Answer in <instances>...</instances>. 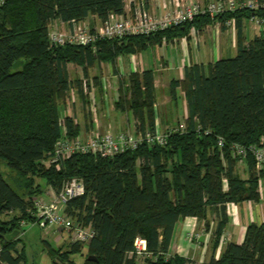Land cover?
<instances>
[{
  "label": "trees",
  "instance_id": "1",
  "mask_svg": "<svg viewBox=\"0 0 264 264\" xmlns=\"http://www.w3.org/2000/svg\"><path fill=\"white\" fill-rule=\"evenodd\" d=\"M123 13L124 0H0V159L22 178L14 181L16 187L0 172V263L24 264L17 248L20 237L7 241L1 235L22 231V221H33V198L41 195L35 181L39 176L54 191L68 179H80L85 192L68 201L65 211L94 230L87 245L69 241L53 248L44 240L51 264H136L137 236L147 243L144 264H264V223L249 224L241 243H228L218 258L208 262L167 256L180 219H204L210 207L219 206L216 248L227 221L225 204L260 199L264 166L257 171L248 154L244 161L248 177L243 179L237 172L239 157H233L228 147L239 143L264 148V31L245 44L241 30L243 18L264 19V8L237 7L214 18L197 15L154 34L102 39L95 49L50 44L55 20L71 23L95 15L104 21L109 14ZM229 19L238 29L236 55L206 68L187 66L184 78L171 82L172 98L177 87L184 94L187 116L185 129L169 133L165 145L143 143L113 157L75 153L59 168L45 164L63 127L70 138L80 135L74 119H61L59 112L72 88L82 97L86 93L84 80L69 78V63L81 66L87 77L97 62L115 65L119 55L139 52L163 38L186 36L192 27ZM16 61L22 62L14 68ZM119 84L115 107L132 112L138 131L153 130V71L131 73ZM219 137L225 142L222 149L217 146ZM11 213L6 223L1 217ZM78 253L82 262L71 259ZM90 255L96 260H88Z\"/></svg>",
  "mask_w": 264,
  "mask_h": 264
},
{
  "label": "crops",
  "instance_id": "2",
  "mask_svg": "<svg viewBox=\"0 0 264 264\" xmlns=\"http://www.w3.org/2000/svg\"><path fill=\"white\" fill-rule=\"evenodd\" d=\"M212 1L219 0H124V14H133L143 7L152 16L158 17L183 4L197 2L205 5ZM235 1L238 3V0ZM83 21L91 28L101 23L95 15H88ZM69 26V22L59 20L52 23L53 28L57 27L55 29H69ZM241 30L246 44L255 36L262 35L264 28L257 27L251 18H243ZM237 33L234 19H229L224 24L213 21L200 29L192 27L186 36L172 40L163 38L160 43L150 45L139 52L119 55L115 65L110 62H97L88 69L87 77L84 76L81 66L69 63V78L85 80L88 89L85 97L80 96L75 88L71 89L69 97L59 105L61 119L67 116L73 118L80 128L81 135L96 131H138L137 120L132 112L115 107L119 96V83L123 79L127 80L131 73L152 70L156 97L155 123H158L162 130L172 128L186 118L187 106L180 88L177 87L175 97H171V82L182 80L187 66L201 64L206 68L216 60L234 57L237 53ZM157 91H160L159 96ZM237 165V172L243 179H247L246 164L239 162ZM49 190L52 189L47 187L45 193H49ZM258 190V201L225 204L227 221L218 238V247L214 248V245L217 242L216 230L221 219V208L216 206L208 209L204 219L185 217L176 223L167 256L179 255L195 263H203L212 257L218 258L228 243H241L249 224L264 223V179L260 180ZM194 232L197 236L190 239L187 234ZM64 236L66 235L58 239L56 237V241Z\"/></svg>",
  "mask_w": 264,
  "mask_h": 264
},
{
  "label": "built area",
  "instance_id": "3",
  "mask_svg": "<svg viewBox=\"0 0 264 264\" xmlns=\"http://www.w3.org/2000/svg\"><path fill=\"white\" fill-rule=\"evenodd\" d=\"M237 7H247L256 9L264 8V0H244L236 3L235 0H225L224 2L212 1L207 4L187 3L181 7L167 13L162 17L152 16L146 9L139 8L135 13L109 14L107 19L101 21L100 25L91 28L84 21H72L69 29L64 32L61 29H53L49 35V41L52 45H83L92 46L95 49L96 43L102 39H120L128 35L154 34L157 31L167 29L172 26H178L186 21H192L197 15L208 14L211 18L223 13L226 10H234ZM251 20L257 27H264V19L252 17ZM83 85L86 89V81ZM185 129L184 120L174 128L162 130L158 123H155L153 130L144 131H107L100 133H86L74 138L67 136L63 127L62 135L56 142L54 151L45 161L47 166L54 165L56 168L61 166V162L71 157L75 153L94 154L101 157H113L116 154L125 151H134L141 144L147 145H165L169 133L173 131H182ZM225 145L223 138L217 139V146L222 149ZM229 150L233 157H239V162H244L248 154H251L255 160V169L261 170L264 166V148L254 145L244 146L239 143L229 145ZM223 154L221 157L223 159ZM245 163V162H244ZM226 183V179H223ZM85 192L82 181L78 178H71L63 182L61 187L54 191L53 189L45 194L33 198L32 210L30 212L33 223L40 228L53 231H59L61 236L66 235L70 242H79L87 245L94 236V230L90 225H84L73 220L66 213V204L73 198L82 196ZM24 225V221L21 222ZM189 238H194L189 234ZM134 253L138 256L145 254L147 250L146 240L140 236L135 237Z\"/></svg>",
  "mask_w": 264,
  "mask_h": 264
},
{
  "label": "rangeland",
  "instance_id": "4",
  "mask_svg": "<svg viewBox=\"0 0 264 264\" xmlns=\"http://www.w3.org/2000/svg\"><path fill=\"white\" fill-rule=\"evenodd\" d=\"M166 14H164V15H166ZM164 15H162V16H164ZM162 16H158V17H162ZM55 28H57V27H55ZM55 28L52 27L51 31ZM66 29H61V31L64 32ZM72 69L73 68H71V70ZM156 94L159 96L160 91H157ZM176 126L174 125V127H176ZM174 127H172V128H174ZM0 172H2V174L5 176V178H7V180L10 181L12 183V185H14L16 187H17V185L14 181L18 180V179H22L18 176L17 172L15 170L11 169L10 167H8L6 162L2 159H0ZM35 181L39 182V184L41 186L40 187L41 191H38V194L39 193H41V195L47 194V192L45 193V191L47 190L45 180L40 178L39 176H35ZM49 192H50V190H49ZM35 193H37V191ZM13 215L14 214L11 213L8 215H4L1 218L4 221H6V223H7V222L11 221ZM16 215H18V214H16ZM21 227H22V231L19 230L18 237H20V238L17 240L18 241L17 248L23 253L24 264H51V257L49 256V254L47 252L46 246L44 244V240L47 241L53 248L61 246L63 244L66 245V243H68V241H69V239H67L68 238L67 236H64L63 239L56 241V237H57V239L59 237H61V234L59 233V231H56V232L50 231L49 228L42 229L36 223H33L32 221L31 222L30 221L24 222V225ZM194 233H191V234H192V236L196 237L197 234L196 233L194 234ZM56 234H58V236ZM189 234H187L188 237H189ZM83 253H85L84 250H83ZM83 258L84 257L79 253L71 255V259L75 260L76 262H82ZM143 260H144V257L139 256V258L136 261V264H144Z\"/></svg>",
  "mask_w": 264,
  "mask_h": 264
},
{
  "label": "water",
  "instance_id": "5",
  "mask_svg": "<svg viewBox=\"0 0 264 264\" xmlns=\"http://www.w3.org/2000/svg\"><path fill=\"white\" fill-rule=\"evenodd\" d=\"M21 62L22 61H16L13 64V67L16 68L19 64H21ZM18 234H19V229H15L11 233H8V234H5V235H1V237L4 238L7 241H12V240H14L15 238L18 237ZM87 259L88 260H96V257L90 255V256L87 257Z\"/></svg>",
  "mask_w": 264,
  "mask_h": 264
}]
</instances>
